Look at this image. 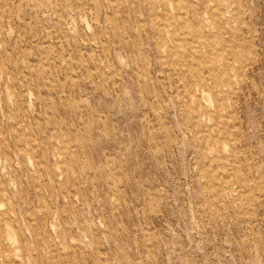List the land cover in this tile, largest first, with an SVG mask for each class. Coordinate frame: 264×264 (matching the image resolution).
I'll use <instances>...</instances> for the list:
<instances>
[{
	"label": "rangeland",
	"instance_id": "obj_1",
	"mask_svg": "<svg viewBox=\"0 0 264 264\" xmlns=\"http://www.w3.org/2000/svg\"><path fill=\"white\" fill-rule=\"evenodd\" d=\"M0 264H264V0H0Z\"/></svg>",
	"mask_w": 264,
	"mask_h": 264
}]
</instances>
